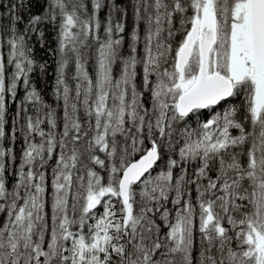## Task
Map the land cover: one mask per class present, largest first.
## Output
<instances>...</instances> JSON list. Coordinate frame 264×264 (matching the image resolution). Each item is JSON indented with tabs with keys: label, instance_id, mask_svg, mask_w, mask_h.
I'll use <instances>...</instances> for the list:
<instances>
[{
	"label": "snow or ice",
	"instance_id": "1",
	"mask_svg": "<svg viewBox=\"0 0 264 264\" xmlns=\"http://www.w3.org/2000/svg\"><path fill=\"white\" fill-rule=\"evenodd\" d=\"M0 264H264V0H0Z\"/></svg>",
	"mask_w": 264,
	"mask_h": 264
},
{
	"label": "trees",
	"instance_id": "2",
	"mask_svg": "<svg viewBox=\"0 0 264 264\" xmlns=\"http://www.w3.org/2000/svg\"><path fill=\"white\" fill-rule=\"evenodd\" d=\"M38 55H43V53L38 52ZM49 72L51 73V69H49ZM36 84L38 88H40L42 91L46 93L45 98L51 102L52 94H51L50 89H51L52 81L48 79L47 77H43V78L37 77Z\"/></svg>",
	"mask_w": 264,
	"mask_h": 264
}]
</instances>
